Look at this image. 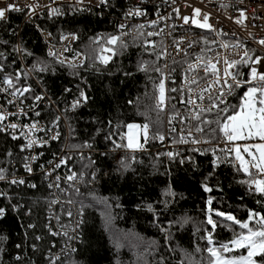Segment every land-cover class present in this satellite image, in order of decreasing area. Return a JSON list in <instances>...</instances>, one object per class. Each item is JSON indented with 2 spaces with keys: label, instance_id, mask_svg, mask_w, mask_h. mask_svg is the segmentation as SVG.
I'll list each match as a JSON object with an SVG mask.
<instances>
[{
  "label": "trees",
  "instance_id": "obj_1",
  "mask_svg": "<svg viewBox=\"0 0 264 264\" xmlns=\"http://www.w3.org/2000/svg\"><path fill=\"white\" fill-rule=\"evenodd\" d=\"M120 3L109 2L102 13L91 7L66 5L64 15H45L37 20L57 39L64 31L77 32L75 48L87 56L82 66L66 65L49 56L35 24L23 22L24 12H10L7 22H0V65L4 68L0 77L19 75L16 87L30 86L31 91L25 92L29 99L40 87L49 93L63 112L67 130L45 148V156L62 152L67 146L71 152L64 154L69 163L79 174L86 175L82 185L71 188L69 195L84 209L82 240L75 251L61 256L55 264H178L180 260L185 264H208L207 252L195 250L197 246L202 250L210 246L202 237L212 232L219 244L234 235L225 226L232 222L216 216L215 211L211 215L217 227L213 230L207 224L209 198L213 210L245 221L249 210L264 214V196L250 192L240 182L248 176L237 171L239 165L233 156L225 159V153L214 144L190 147L186 155L169 159L163 155L166 149L150 139L148 145L157 149L135 153L123 150L119 157L115 156L113 141L123 143L120 136L127 131L126 124L150 122L151 135L157 128L161 133L166 131L165 110H154L161 76L153 69L163 70L161 58L157 59L159 41L153 48L140 36L122 38L127 47L112 46L115 52L107 65L97 59L101 46L96 43L97 34L112 28ZM142 64H147V72L140 70ZM38 66L47 70L38 71ZM244 89L238 88L228 104L238 105ZM81 91L88 97L86 101ZM77 99L80 104L73 109ZM216 111L204 112L202 117L214 120ZM42 113L49 121L58 117L49 104L43 105ZM203 134L210 138L208 126ZM220 134L216 133V139ZM13 135L18 138L13 139ZM87 142L91 153L80 151ZM21 148L18 135L0 131V169L5 170V176L18 171L13 163L20 167L24 158ZM216 156L221 158L219 166L214 163ZM121 160L129 164L126 170ZM205 184L212 191H205ZM48 185L42 173L27 177L23 184L0 180V208L6 212L0 218V236L6 237L0 241V264H52L47 252L53 241L60 239L48 229L52 199ZM169 190L175 195H165ZM148 205L154 211H149ZM235 230L240 229L236 226Z\"/></svg>",
  "mask_w": 264,
  "mask_h": 264
},
{
  "label": "built area",
  "instance_id": "obj_2",
  "mask_svg": "<svg viewBox=\"0 0 264 264\" xmlns=\"http://www.w3.org/2000/svg\"><path fill=\"white\" fill-rule=\"evenodd\" d=\"M120 1V4L116 6V14L113 16L112 28L108 31H100L97 34L96 41L98 40L101 47H112V45H107L106 41L109 36L121 35V38L125 39L132 36H138V32H143L147 41L160 43V53L164 49L167 50L168 55H161L160 58L163 64V72L166 76L170 77L165 81L166 89L176 88V92L168 91L166 95L168 97H175V99L168 100V106L165 108V118H166V131L163 132L165 135V140L159 143L160 148H165L166 152H178L180 156L186 155L190 147H198L201 145L214 144L217 148H226L228 145L222 139V133L216 140H212L211 143H200L192 144L190 141L193 137L209 139L204 136L203 133H196L193 131V136L189 137L187 130L190 126L195 125V121H185L180 122V119L172 121V124H168V117L173 112L172 105H175V110L179 111L181 116H185L190 105L180 103L181 96L183 99L187 100L190 95L184 84L185 69L188 63H194L195 57L197 55H203L205 59L214 57L217 53L228 56L229 59H240L236 52H240L242 55V49H233L229 47L224 49L221 47L222 43H227L229 45H234L238 42L245 45L248 49L254 50L257 56L264 57V46L259 45L256 41L264 38V0H108L107 4H100L99 0H83V3H79L78 0H15L16 3L23 6L26 3L38 2L41 5L37 9L35 15H29V10L24 9V21L31 22L35 24L38 28L41 37L46 44L47 54L49 52H55L56 56H51L57 61H63V64L70 66H81L87 61L86 54L75 48L77 41V32L69 30L64 31L60 34L57 39L55 35L48 29L44 28L37 21L40 17L45 15H50V8H58L65 14L66 5H77L82 7H91L98 10L99 13L107 10L109 2ZM12 2V0H9ZM47 5L48 7H45ZM2 6V5H0ZM139 8L144 15L126 17V13L129 9ZM201 9V17L197 18L203 20L205 14H209V23L217 30L216 32L202 29L191 22V18L194 16V9ZM179 9V14L175 11ZM240 11H244L247 19L244 21V25H238L235 23V19L240 16ZM58 15V16H62ZM9 16V13H8ZM190 17L189 23L185 24L183 17ZM231 17V19L229 18ZM156 21L155 25L151 22ZM124 24L125 27L121 29L119 26ZM140 25H144L141 29ZM246 25V26H245ZM162 30V31H161ZM20 29L17 31L19 34ZM148 32H159L160 35H155L148 37L146 34ZM51 33V35H49ZM123 33V35H122ZM219 33V34H217ZM251 34V35H250ZM68 36L67 40L62 39V36ZM73 35L76 37L73 38ZM183 39V43L180 44V48L187 49V55L183 52H178L174 41ZM209 41L208 44L204 43V40ZM215 43H212V42ZM189 42H194L192 47H188ZM99 49V52H100ZM211 49V51H208ZM20 50V46H19ZM104 55L111 56L112 52H105ZM255 58V57H253ZM264 64V61H262ZM167 65V67H164ZM26 66V65H25ZM27 67V66H26ZM261 71H264V67L257 65ZM28 69V67H27ZM240 71L243 73L241 79H248L249 68L241 66ZM195 73H190L189 78ZM200 75L203 72L200 71ZM3 77H0L2 80ZM209 80L212 78L209 77ZM231 83V81H229ZM206 86L204 80H200L197 85H191L192 88L196 89V92L191 93L195 96L200 89ZM7 85L0 84V88H6ZM183 88V93L181 89ZM218 88L211 89V98H209V93H204V100L201 102L197 100V103L201 107H209L213 102H218ZM246 88V87H245ZM237 89H235L236 91ZM10 89L8 92L0 91V106H2L3 111L8 113H16L6 120L4 123H15L18 125L16 129H5L4 131L10 132L18 135L21 138V145H25L27 140L21 135V131L27 132L25 126H30L36 124V129L29 135L30 139H35L38 141L31 149L24 150V158L20 165L17 166L13 163L18 171L12 175H7L6 179L10 182L15 179L25 180L27 177H32L36 174L42 173L49 185L52 194V199L50 201L48 209V229L51 233H58L60 242L53 241L52 247L48 249L47 256L51 260L56 262V257H61L65 254L73 252V249H77L78 243L82 240L83 236V214L84 211L81 205L75 203V201L68 199L70 195L71 188H76L82 185L86 175L79 174L78 170L74 168L72 164L69 163L67 156L64 152L70 149L67 146L62 152L54 153L50 156H45V148L49 146L54 140H58L61 136L63 130H67V122L63 115L62 110L55 104L54 100L51 98L49 93L40 87V91L31 99L27 98L24 93L23 96L17 94L16 96L10 95ZM234 91V93H235ZM233 93V94H234ZM233 94H228L225 92V99L228 100ZM40 96L42 99L36 100L35 97ZM13 101L9 103L8 101ZM45 104L52 105L57 111L58 117L49 121L43 117L42 107ZM23 110L22 112L20 110ZM26 113V114H25ZM39 113V115H37ZM171 127H175L176 131L172 132ZM183 129V131H182ZM59 134L58 139H52L53 136ZM149 136L151 137V127L149 130ZM180 136H184L189 140V143H174L173 140H179ZM46 142V143H45ZM150 142V140H149ZM239 143H242L239 142ZM43 144V146H40ZM88 142L80 150L81 152L91 153L93 150L87 147ZM146 150H154L157 148L150 147V145L145 146ZM115 152V156L119 157L121 152L125 149H116L112 147ZM35 157V159H33ZM61 159L67 161V163H60ZM31 167V172H29L25 165ZM56 164H60L59 167H55ZM236 165H239L235 161ZM72 173L77 174V179L75 181H68L66 177ZM59 177V180H57ZM33 182V181H32ZM48 185V186H49ZM248 187V186H247ZM53 201H58L53 203ZM69 213H71L69 215ZM66 233V235H65Z\"/></svg>",
  "mask_w": 264,
  "mask_h": 264
},
{
  "label": "snow or ice",
  "instance_id": "obj_3",
  "mask_svg": "<svg viewBox=\"0 0 264 264\" xmlns=\"http://www.w3.org/2000/svg\"><path fill=\"white\" fill-rule=\"evenodd\" d=\"M79 3H83V0H78ZM174 2V0H173ZM243 3V0H240ZM100 4H107L108 0H99ZM0 22H7L8 13L10 12H22L24 9L29 10V15H35L38 8L41 7L38 2L34 3H26L23 6L19 5L12 0H0ZM45 7H48L45 5ZM177 14H179V9H175ZM63 13L58 8H50L51 16L62 15ZM201 9H194V16L191 18V22L202 29H207L213 32L217 30L213 27L211 23H209V14H205L203 16V20L197 19L201 17ZM126 17L132 16H140L144 15V13L139 8L129 9L125 14ZM231 19V17H229ZM247 19L244 11H240V16L235 19V23L238 25H244V21ZM190 17L184 16L183 21L185 24H188ZM155 25L156 21L151 22ZM246 26V25H245ZM121 29L125 27L124 24L119 26ZM144 25H140L139 28H143ZM162 31V30H161ZM219 34V33H217ZM51 35V33H49ZM123 35V33H122ZM145 33L138 32V36L143 37ZM148 37L160 35L159 32H148L146 34ZM251 35V34H250ZM73 38L76 37L73 35ZM62 39L67 40L68 36H62ZM99 41L97 40L96 43ZM146 44H151L153 48L156 45L150 41L145 40ZM183 43V39L175 40L174 44L178 50V52H183L187 55V49L180 48V44ZM194 42H189L188 47L191 48ZM205 44H208L209 41L207 39L204 40ZM212 43H215L214 41ZM261 46H264V38L256 41ZM107 45L115 46L119 44L122 48H126L127 44L122 41L121 35H113L109 36L107 41ZM221 47L224 49H228L229 47L233 49H242V55L240 52H236V55L240 56V59H229L228 56L217 53L214 57L205 59L203 55H197L195 57L194 63H188L187 68L185 69L184 76V84L187 88L188 96L187 100L183 99V95L181 96L180 103L190 105L185 116H181L180 112L175 110V105H172L173 112L168 117V124L171 125L172 121L180 119L181 123L185 121H195L194 126H190L187 130V134L189 137L193 136V131L196 133H204L205 126H208V134L209 139H202L193 137L191 139L192 144H200V143H211L213 139H216V133H222V139L228 146L226 148L220 149L221 152L225 153V159L229 156H233L235 161L238 162L239 167L237 171H242L244 174L248 176L247 180L240 181L243 184L248 186L249 191H254L259 193L261 196H264V71H261L257 65L264 67L262 61H264V57L257 56L254 50L248 49L245 45L238 42L234 45H229L227 43H222ZM211 51V49H208ZM105 52H112L114 54V47H101L100 54L97 56V59L100 60L101 63L107 65L112 59L111 56L104 55ZM31 55V53H29ZM49 55L56 56L55 52L50 51ZM167 56V50L164 49L163 52L158 54L157 59L160 56ZM0 57H3V53H0ZM255 57V58H253ZM87 58V57H85ZM63 63V61H60ZM82 66V65H81ZM248 67V79H241L243 73L240 71V67ZM164 67H167L165 65ZM38 71H46L47 68L45 66H38ZM141 71L147 72L148 66L147 64H142L140 66ZM154 71L160 73L161 79L160 82L156 85L158 90V95L156 96L155 109L157 113L163 112L165 108L168 106L167 102L170 99H175V97H168L166 92H176V88L166 89L165 81L170 77L166 76L163 70L160 67H156L153 69ZM3 65H0V72H3ZM200 71L203 72V75H200ZM190 73H195L189 78ZM212 79L209 80L208 78ZM15 79V83H14ZM20 76L17 75L13 78L10 75H5L2 80H0V84L7 85L6 88H0V91L8 92L10 89V95L16 96L19 94L23 96L25 92L31 91L30 86L17 88L16 84L19 83ZM200 80H204L206 86L200 89V91L195 95H191V93L196 92V89L192 88L191 85H197L200 83ZM231 81V83H229ZM218 88V102H213L211 106L205 108L201 107L200 104L197 103V100H204V93H209V98H211V89ZM246 90L243 92L242 97L240 98L241 102L238 105H229L225 97V92L228 94H233L235 89L245 88ZM183 93V88L181 89ZM81 98L83 100H87L88 97L81 91ZM36 100L42 99L40 96L35 97ZM9 103H13V101H8ZM80 104V100L77 99L73 102V109ZM225 105L223 108L220 105ZM2 109V106H0ZM216 109V118L205 119L202 117V113L208 112L211 113ZM23 111L22 109L20 110ZM26 114V113H25ZM16 115V113H8L6 111L0 110V131H4L5 129H16L18 127L15 123L5 124L4 122L9 119L10 116ZM39 115V113H37ZM143 115V113H142ZM156 124L159 121L154 122ZM215 127H212V125ZM27 128V132L21 131V135L27 140V143L22 146L21 150L31 149L34 145L38 143L35 139H30L29 135L36 129V124H32L30 126H25ZM127 129L120 136V140L123 143H117L113 141L114 147L116 149H125L131 153H135L137 151H145V146L149 143V140H159L163 142L165 140V135L159 131L157 128L156 131L153 132L152 136H149L150 130V122H145L144 124L137 123H129L124 125ZM172 132H175V127H171ZM183 131V129H182ZM59 134L57 133L52 139H58ZM18 137L13 135V139H17ZM110 139V137H107ZM243 141L244 143H239ZM174 143H189V140L180 136L179 140H173ZM46 143V142H45ZM40 146H43L41 144ZM87 147H91V145H87ZM195 152H200V149H192ZM213 155H215V149L212 150ZM169 159H174L179 155L178 152H167L163 153ZM247 157V158H246ZM35 159V157H33ZM127 159V157L125 158ZM131 159L135 161V156H132ZM189 161L194 163L191 157L187 158ZM181 163L184 160L180 161ZM221 162V158L216 156V160L214 163L216 166H219ZM60 163H67L66 160L61 159ZM120 164L123 170H126L129 167V164L125 163V160H121ZM60 164H56L55 167H59ZM25 168L31 172V167L29 165H25ZM4 169H0V180L6 179L4 175ZM77 179V174L72 173L71 175L66 177L68 181H75ZM59 180V177H57ZM11 183L23 184L24 181L21 179L19 181L13 179ZM31 187H35V185H31ZM52 187V185H49ZM205 191H212L206 184L204 185ZM77 191H79L77 189ZM168 196H174L170 190L165 193ZM58 201H53V203H57ZM260 203V201H257ZM167 202L165 201V204ZM212 198H209V215L207 216V224L211 225L214 230L217 227V222L213 220L211 213L215 211V215L218 217H222L226 221L232 222L231 225H225L233 230L234 235L233 238L228 242H221L217 244L213 239L212 232H208L207 236L202 237L205 239L210 245L206 249H200L199 246L196 247V251H206L208 254V264H264V214L259 212H255L249 210V215L247 220L240 221L234 215L230 213H224L221 211H216L211 208ZM149 211H154L152 205H148ZM6 214L4 208H0V218H3ZM71 213H69L70 215ZM176 223H180L177 221ZM184 223H187L185 220ZM170 227L172 226V222H170ZM182 226V225H181ZM238 226L240 229L236 231L235 228ZM30 227H34V225H30ZM162 231L168 232V229H162ZM58 233H53V235H57ZM66 235V233H65ZM6 237L0 236V241L5 240ZM39 239V237H37ZM2 251V249H0ZM75 251V249H73ZM231 253H239L238 255H230ZM19 259V257H17ZM59 259V257H56ZM53 264L55 262L53 261ZM178 264H185L184 260H180Z\"/></svg>",
  "mask_w": 264,
  "mask_h": 264
},
{
  "label": "rangeland",
  "instance_id": "obj_4",
  "mask_svg": "<svg viewBox=\"0 0 264 264\" xmlns=\"http://www.w3.org/2000/svg\"><path fill=\"white\" fill-rule=\"evenodd\" d=\"M246 90V88L244 89V91ZM243 91V92H244ZM240 102H241V100H240ZM132 123H137V124H141V123H138V122H132ZM142 125V124H141ZM242 143H244L243 141H242ZM247 158V157H246ZM78 170V169H77ZM92 177V175L90 176V174H89V176H88V178L90 179ZM94 182V179H93V181L91 180V181H89V183H93ZM68 199H70V200H73V201H75V203L76 204H78V205H81L79 202H77L76 200H74V199H72V197L71 196H69L68 195V197H67ZM82 206V205H81ZM82 209H83V207H82ZM83 211H84V209H83ZM84 215V214H83Z\"/></svg>",
  "mask_w": 264,
  "mask_h": 264
}]
</instances>
